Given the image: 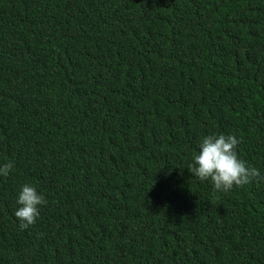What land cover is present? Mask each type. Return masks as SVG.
<instances>
[{
    "label": "trees",
    "instance_id": "1",
    "mask_svg": "<svg viewBox=\"0 0 264 264\" xmlns=\"http://www.w3.org/2000/svg\"><path fill=\"white\" fill-rule=\"evenodd\" d=\"M220 134L264 176V0H0V264H264V181L188 170Z\"/></svg>",
    "mask_w": 264,
    "mask_h": 264
},
{
    "label": "clouds",
    "instance_id": "2",
    "mask_svg": "<svg viewBox=\"0 0 264 264\" xmlns=\"http://www.w3.org/2000/svg\"><path fill=\"white\" fill-rule=\"evenodd\" d=\"M242 139L235 135H207L199 142V152L192 158L188 170L201 182L211 181L214 191L227 193L234 187H244L252 181H264L261 172L240 159L238 146ZM14 165H0V176L8 177ZM14 213L21 230L34 226L40 208L47 204L43 194L34 185L24 184L18 194Z\"/></svg>",
    "mask_w": 264,
    "mask_h": 264
}]
</instances>
